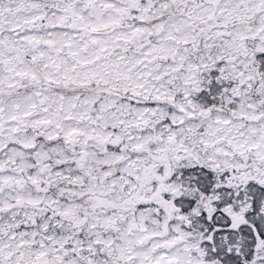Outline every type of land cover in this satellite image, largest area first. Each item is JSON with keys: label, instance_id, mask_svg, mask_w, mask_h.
I'll use <instances>...</instances> for the list:
<instances>
[{"label": "snow or ice", "instance_id": "snow-or-ice-1", "mask_svg": "<svg viewBox=\"0 0 264 264\" xmlns=\"http://www.w3.org/2000/svg\"><path fill=\"white\" fill-rule=\"evenodd\" d=\"M0 264H264V0H0Z\"/></svg>", "mask_w": 264, "mask_h": 264}]
</instances>
